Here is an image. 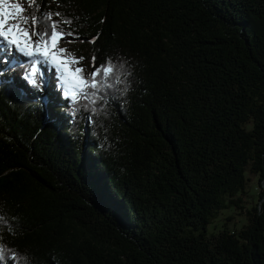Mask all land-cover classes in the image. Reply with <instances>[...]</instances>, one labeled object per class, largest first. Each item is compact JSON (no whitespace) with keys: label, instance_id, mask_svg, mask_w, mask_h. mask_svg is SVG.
I'll use <instances>...</instances> for the list:
<instances>
[{"label":"trees","instance_id":"1","mask_svg":"<svg viewBox=\"0 0 264 264\" xmlns=\"http://www.w3.org/2000/svg\"><path fill=\"white\" fill-rule=\"evenodd\" d=\"M18 2L116 70L2 77L0 264H264V0Z\"/></svg>","mask_w":264,"mask_h":264},{"label":"snow or ice","instance_id":"2","mask_svg":"<svg viewBox=\"0 0 264 264\" xmlns=\"http://www.w3.org/2000/svg\"><path fill=\"white\" fill-rule=\"evenodd\" d=\"M34 2V0H33ZM26 8L21 2L14 0H0V47H14L16 51L23 55L35 58L31 61L30 69L31 83L37 84V77L41 63L49 64L59 73V79L64 86V95L71 97L75 102L80 96L87 97L88 89H97L101 83L97 79L98 76L105 78L110 77L116 70V65L111 61H107L105 65L96 67L89 76L84 75L82 66L78 65L82 58H75L66 55L67 49L59 47L60 41L66 36L71 35L70 32H64L59 29V23L52 21L49 25L44 24L40 29H37L39 19L35 16L23 15ZM55 15L59 16V13ZM52 14H48L45 18L51 20ZM31 19V26L28 25V20ZM65 24H70V21H63ZM35 37V39H34ZM7 55V52H5ZM95 61V57H93ZM3 259V250H0V260Z\"/></svg>","mask_w":264,"mask_h":264},{"label":"rangeland","instance_id":"3","mask_svg":"<svg viewBox=\"0 0 264 264\" xmlns=\"http://www.w3.org/2000/svg\"><path fill=\"white\" fill-rule=\"evenodd\" d=\"M20 0H14V2H18ZM74 43L70 37L68 36H65L61 41H60V44L59 45H67V44H72ZM5 49H3L2 53L3 55H0V65H2V68L4 70H6L8 67H9V63L12 62L11 58H12V55H17L16 53H14V50H9L7 52V49L6 47H4ZM5 52H7V55H5ZM2 56V57H1ZM92 59H91V67H92ZM39 67L42 69L44 68L45 70V79H46V83L48 84L49 82H51V76L53 77V79H57L59 78V73L56 72L55 68L51 69V73L49 71H47L46 67L47 65L45 63L43 64H40ZM1 74L4 75L3 72H1ZM40 77V76H39ZM58 80V79H57ZM52 84H53V81H52ZM42 99H44V101L48 102V97L46 96L44 98V95L42 96ZM229 213V212H228ZM227 212L224 216H227L229 215ZM241 217L240 216H235V221L238 222V220L240 219Z\"/></svg>","mask_w":264,"mask_h":264},{"label":"bare ground","instance_id":"4","mask_svg":"<svg viewBox=\"0 0 264 264\" xmlns=\"http://www.w3.org/2000/svg\"><path fill=\"white\" fill-rule=\"evenodd\" d=\"M3 49H5V48H4V47H0V54L2 53ZM14 53H15V52H14ZM2 55H3V54H2ZM14 57H15V55H12L11 60H13ZM41 64H43V63H41Z\"/></svg>","mask_w":264,"mask_h":264}]
</instances>
